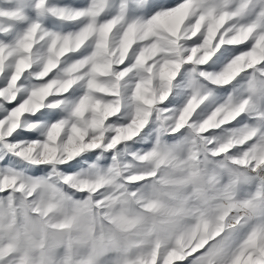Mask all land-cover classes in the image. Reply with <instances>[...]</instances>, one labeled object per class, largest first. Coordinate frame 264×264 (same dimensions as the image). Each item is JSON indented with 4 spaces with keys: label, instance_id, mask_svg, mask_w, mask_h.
<instances>
[{
    "label": "snow or ice",
    "instance_id": "1",
    "mask_svg": "<svg viewBox=\"0 0 264 264\" xmlns=\"http://www.w3.org/2000/svg\"><path fill=\"white\" fill-rule=\"evenodd\" d=\"M0 264H264V0H0Z\"/></svg>",
    "mask_w": 264,
    "mask_h": 264
},
{
    "label": "rangeland",
    "instance_id": "2",
    "mask_svg": "<svg viewBox=\"0 0 264 264\" xmlns=\"http://www.w3.org/2000/svg\"><path fill=\"white\" fill-rule=\"evenodd\" d=\"M62 2H64V3H72L73 0H62Z\"/></svg>",
    "mask_w": 264,
    "mask_h": 264
}]
</instances>
